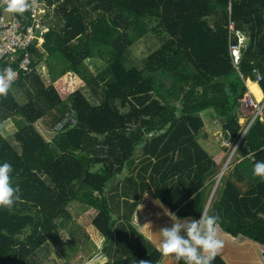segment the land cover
<instances>
[{"label":"trees","instance_id":"1","mask_svg":"<svg viewBox=\"0 0 264 264\" xmlns=\"http://www.w3.org/2000/svg\"><path fill=\"white\" fill-rule=\"evenodd\" d=\"M42 1L53 7L48 31L36 33L27 50L30 65L0 96V123L12 120L16 128L9 137L0 131V161L12 165L11 182L21 190L11 208H0V264H36V251L70 218L72 202L95 211L92 224L105 237L111 264H157L159 251L150 244L146 250L128 223L115 226L104 191L136 164V178L128 181L139 194L148 191L180 217L196 219L205 211L228 150L209 155L200 146L203 117H215L225 137L237 138L245 80L260 77L264 93V0ZM2 5L0 16L12 15ZM147 36L153 47L136 57L134 48ZM239 37L248 41L235 63ZM24 54L2 59L0 70L7 64L18 69ZM87 59L103 68L94 74ZM43 65L48 85L38 71ZM247 85L260 101L258 85ZM21 92L24 102L17 98ZM71 109L77 124L54 131ZM99 144L107 147L105 157ZM238 155L234 171L248 190L224 180L207 211L220 215L222 231L264 246V180L252 175L254 162L264 160L259 116ZM214 264L226 263L218 255Z\"/></svg>","mask_w":264,"mask_h":264},{"label":"crops","instance_id":"2","mask_svg":"<svg viewBox=\"0 0 264 264\" xmlns=\"http://www.w3.org/2000/svg\"><path fill=\"white\" fill-rule=\"evenodd\" d=\"M247 81L256 83L262 95L264 96L259 82L252 81L250 78H247L245 80V84L247 83ZM246 87L247 92L255 98V96L250 92V87L247 85ZM206 118L210 121H219L215 117L211 118L210 116H204V122H206ZM241 118H243L242 115L239 118V123ZM260 120L264 121V118H260ZM245 122H243V124ZM237 138L231 137V139ZM240 160L241 157L240 155H238L237 149L236 155L233 157L231 165L229 166V169L232 170L230 174L228 173L227 179L225 180L231 181L241 193H244L248 190L249 185L245 180L238 178L234 171L235 164ZM139 167L140 166H136V164H134L132 168H130L129 170L127 168L124 171L122 177L118 178V176L112 179L109 182L108 187L105 189L104 195L107 200H109L111 206V214L116 221L115 226L117 227L123 222L124 224L128 223V225H130L138 234L142 236V240H144L142 241V244L144 245L146 250L149 249V244L157 250L159 246L157 231L159 230V228L171 223L169 218L165 215V210H171L167 205L162 203L148 191L139 194V188L133 187L132 184L128 181V177L132 174L130 172H133L136 175ZM210 180L206 181V183H210ZM213 198L209 199L208 201L212 200ZM125 201L128 202V204H126ZM133 203H136L134 205V208H132ZM209 205L207 202L205 211H207ZM68 211L70 213V218L59 224L57 235L44 244L50 246L51 250H54V264L111 263L112 259L108 256V254L105 253V248L107 246V244H105V237L92 224V220L95 216V211L92 208H88L77 202L70 203L68 206ZM124 215L128 217V221L125 219L121 220ZM181 218L195 219V217L193 216H185ZM149 223L151 224L150 230L152 232H149L148 230L147 224ZM124 228L127 229V233L131 232L128 226H125ZM217 230L219 237L224 241V247L219 256L226 264H264L263 245L242 236L233 237L230 234L222 231L219 226ZM77 237L81 238V241L88 245L89 248L87 250H84V248L69 246L72 242H75L77 244ZM44 245H42L40 248H42ZM40 248L36 251V264H38V261L40 263H49L48 259H40L39 257L37 258V254ZM74 252H83V254L81 253L80 255H78V260L76 258L71 260L67 259L66 256ZM160 254L161 256L157 264H176V261L172 255H164L162 252H160ZM81 255L82 257H80ZM56 259L58 261H56ZM50 260L52 261L51 257Z\"/></svg>","mask_w":264,"mask_h":264},{"label":"clouds","instance_id":"3","mask_svg":"<svg viewBox=\"0 0 264 264\" xmlns=\"http://www.w3.org/2000/svg\"><path fill=\"white\" fill-rule=\"evenodd\" d=\"M5 11L13 14H23L30 7L27 0H3ZM17 73L11 68L0 70V96H6L12 88ZM257 82V81H256ZM12 165L7 161H0V208H11L20 198L19 185H13L11 174ZM252 175L264 180V160H256L253 164ZM170 224L157 231V251L164 255H172L176 264H214L220 255L224 241L218 235L221 222L219 214L200 212L199 218H181L175 213L165 210ZM152 232L151 224H147Z\"/></svg>","mask_w":264,"mask_h":264},{"label":"built area","instance_id":"4","mask_svg":"<svg viewBox=\"0 0 264 264\" xmlns=\"http://www.w3.org/2000/svg\"><path fill=\"white\" fill-rule=\"evenodd\" d=\"M27 3L30 7L23 13L25 15L23 19H30L28 25H24L23 19L18 18L13 13L9 16H0V61L5 58H10L12 60L18 59L21 50H25L23 58H19L18 69H15L11 64H7L5 66V68H11L15 70V72L17 73V78L20 74L19 70H27L28 66L30 65V59L27 50L29 46H31L35 42V38L37 37L36 33H45L48 31V19L46 18V16L53 9V7H48L42 0H27ZM241 43H243V41L239 44ZM232 55L234 57L235 63H237L241 55L239 45L232 47ZM255 73L257 72L255 71ZM260 81L261 78L258 77L257 82ZM246 101H248V104ZM241 103L244 106L248 107L251 114V119L248 120V122L243 127L240 136L237 139H233L234 141H236V146L230 155L227 168L231 165V161L236 155L238 145L244 138L253 121L258 116L260 118H263L264 96L260 101H257L254 97L251 96V94L247 92L241 100ZM76 124V113L71 109L64 113L61 119L55 124L53 130L62 131L65 129H69ZM231 140L232 139L230 136L225 137V135L223 134V145L225 146V148L231 149V147L228 145ZM97 147L99 148L100 155L105 157L107 155V147L102 144H99ZM105 264L111 263L106 262Z\"/></svg>","mask_w":264,"mask_h":264},{"label":"rangeland","instance_id":"5","mask_svg":"<svg viewBox=\"0 0 264 264\" xmlns=\"http://www.w3.org/2000/svg\"><path fill=\"white\" fill-rule=\"evenodd\" d=\"M245 39L246 38H244V37H239V43L242 41H245ZM153 45H154V40H153L152 36H147L134 48L133 53L136 57H139V58L143 57L144 54H146L148 51H150V49L153 47ZM239 46L241 47L242 44ZM240 51H241V49H240ZM85 62L94 74H97L103 68V66L100 65V62L96 63L95 61H93L91 59H87ZM38 71L40 73L41 78L44 80V83H46L47 85L50 84V78H49V74H48L46 66L43 65L41 68L38 69ZM255 81H257L256 78H255ZM245 85H247V83ZM84 93L89 99H92L90 97V95L88 94L89 92L87 90H85ZM17 98L20 102H24L25 99H27L24 96L23 92L18 94ZM246 102L248 104V101H246ZM210 112L212 113V111H210ZM239 112L243 117L240 119V123L244 127L245 124L248 122V120L251 119V117H250L251 114L249 112L248 107L244 106L243 104L240 106ZM45 122L46 121H44V123L42 121H40L37 123V126L40 129L41 133L44 136H46L47 139H49L52 134L51 133H45V131L43 130V129H45V125H43V124H45ZM243 122H245V123L243 124ZM205 124H206V127H205V130L203 131V133L206 136H203V137L201 136L202 138H200L198 141H199L200 146L206 152H208L210 155H215L220 151V149H223L225 147L223 145V129H222L221 123L217 120L216 121H210L206 118ZM15 129L16 128H15V125H14L12 120H7L5 122L0 123V131L6 137L11 136L13 134V132L15 131ZM228 145L231 147V149H227L228 150L227 151V158H226L222 168L215 174V181L212 182L213 185H212L208 200L213 198V196H215L216 191H218V188L221 186V184L224 182V180L227 179L228 173L230 174V172L232 170V169H229V167L227 168V164L229 162V158H230L232 151L235 149L236 141H234L232 139L228 143ZM130 173H132L131 175L134 178H136V176L133 172H130ZM222 173H223V175H222ZM120 177H122V174H120L118 178H120ZM207 183L209 184V182H207ZM208 200H207V202L209 205L211 200L210 201H208ZM77 238H78L77 244L75 242H72L71 245H69V246L70 247L84 248V250H87L89 248L88 245L83 243L81 241V238H79V237H77ZM53 251L54 250H51V247L47 246V245H44L42 248H40V250L37 254V258L39 257L40 259H48L49 263H40L38 261V264H54ZM81 253L83 254V252H79V253L74 252L72 254H69L66 257H67V259H70V260L75 259V258L78 260L79 258H77V257ZM50 257L52 258V261L50 260ZM80 257H82V255ZM56 261H58V260L56 259Z\"/></svg>","mask_w":264,"mask_h":264},{"label":"water","instance_id":"6","mask_svg":"<svg viewBox=\"0 0 264 264\" xmlns=\"http://www.w3.org/2000/svg\"><path fill=\"white\" fill-rule=\"evenodd\" d=\"M239 36H240V35H239ZM247 41H248V40H247V39H245V43H247ZM241 52H243V48L241 49Z\"/></svg>","mask_w":264,"mask_h":264},{"label":"flooded vegetation","instance_id":"7","mask_svg":"<svg viewBox=\"0 0 264 264\" xmlns=\"http://www.w3.org/2000/svg\"><path fill=\"white\" fill-rule=\"evenodd\" d=\"M257 80H258V78H257Z\"/></svg>","mask_w":264,"mask_h":264},{"label":"bare ground","instance_id":"8","mask_svg":"<svg viewBox=\"0 0 264 264\" xmlns=\"http://www.w3.org/2000/svg\"><path fill=\"white\" fill-rule=\"evenodd\" d=\"M251 92V91H250Z\"/></svg>","mask_w":264,"mask_h":264}]
</instances>
